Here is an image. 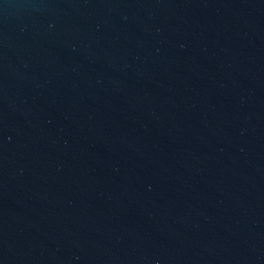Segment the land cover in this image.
<instances>
[{
    "label": "water",
    "instance_id": "95a60500",
    "mask_svg": "<svg viewBox=\"0 0 264 264\" xmlns=\"http://www.w3.org/2000/svg\"><path fill=\"white\" fill-rule=\"evenodd\" d=\"M0 264H264V0H0Z\"/></svg>",
    "mask_w": 264,
    "mask_h": 264
}]
</instances>
